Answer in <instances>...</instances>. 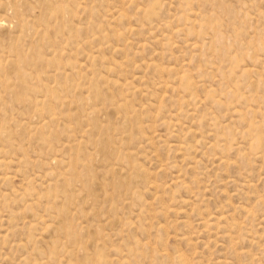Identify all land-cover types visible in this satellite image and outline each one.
I'll return each mask as SVG.
<instances>
[{
	"label": "rangeland",
	"instance_id": "374dc122",
	"mask_svg": "<svg viewBox=\"0 0 264 264\" xmlns=\"http://www.w3.org/2000/svg\"><path fill=\"white\" fill-rule=\"evenodd\" d=\"M0 264H264V0H0Z\"/></svg>",
	"mask_w": 264,
	"mask_h": 264
},
{
	"label": "bare ground",
	"instance_id": "6f19581e",
	"mask_svg": "<svg viewBox=\"0 0 264 264\" xmlns=\"http://www.w3.org/2000/svg\"><path fill=\"white\" fill-rule=\"evenodd\" d=\"M96 108H97V107H96ZM96 108H95V109H96ZM95 109H94V110H95ZM96 110H97V109H96ZM99 112H100V111H99ZM94 113H96V114H97V112H94ZM97 115H98V114H97ZM97 115H96V116H97ZM75 147H76V146H75ZM79 147H80V144H79Z\"/></svg>",
	"mask_w": 264,
	"mask_h": 264
}]
</instances>
